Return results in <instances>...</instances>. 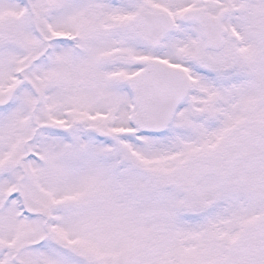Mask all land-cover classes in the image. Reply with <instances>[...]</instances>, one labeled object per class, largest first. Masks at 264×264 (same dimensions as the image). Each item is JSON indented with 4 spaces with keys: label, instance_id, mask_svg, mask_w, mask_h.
Returning a JSON list of instances; mask_svg holds the SVG:
<instances>
[{
    "label": "snow or ice",
    "instance_id": "6c2138e0",
    "mask_svg": "<svg viewBox=\"0 0 264 264\" xmlns=\"http://www.w3.org/2000/svg\"><path fill=\"white\" fill-rule=\"evenodd\" d=\"M0 264H264V0H0Z\"/></svg>",
    "mask_w": 264,
    "mask_h": 264
}]
</instances>
